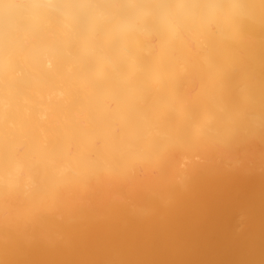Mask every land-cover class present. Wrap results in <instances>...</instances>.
<instances>
[{
    "label": "bare ground",
    "instance_id": "obj_1",
    "mask_svg": "<svg viewBox=\"0 0 264 264\" xmlns=\"http://www.w3.org/2000/svg\"><path fill=\"white\" fill-rule=\"evenodd\" d=\"M0 264H264V0H0Z\"/></svg>",
    "mask_w": 264,
    "mask_h": 264
}]
</instances>
